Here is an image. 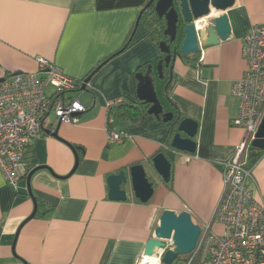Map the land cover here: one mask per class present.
Returning <instances> with one entry per match:
<instances>
[{
  "label": "crops",
  "instance_id": "0c3cea01",
  "mask_svg": "<svg viewBox=\"0 0 264 264\" xmlns=\"http://www.w3.org/2000/svg\"><path fill=\"white\" fill-rule=\"evenodd\" d=\"M150 1L0 0V80L37 73L39 57L79 80L104 63L84 89L72 95L82 100L86 112L76 125L61 124L59 129L61 139L80 148L76 171L71 174L76 156L68 144L44 132L56 130L54 117L23 151L18 188L0 168V264H138L165 210L188 211L199 225L212 221L223 191L221 163L235 155L244 139V130L231 122L238 110L231 87L246 75L243 41L253 27H264V0H236L226 12L213 10L211 19L227 16L231 39L205 46L189 62L177 59L167 97L168 76L156 78L165 111L198 122L195 155L172 149L169 125L154 115L135 128L116 122L128 137L108 144V103L139 102L138 69L153 63L156 70L162 56L147 28L139 25L131 45L113 57ZM205 24L214 25L212 20ZM161 152L173 161L171 188L151 163ZM140 164L154 183L150 201L142 203L130 187L126 201L110 200L107 178ZM40 166L48 168L32 176L38 211L29 220L35 205L27 178ZM251 168L249 187L264 205V153ZM213 231L220 234L223 227L215 224Z\"/></svg>",
  "mask_w": 264,
  "mask_h": 264
},
{
  "label": "built area",
  "instance_id": "2783aa9c",
  "mask_svg": "<svg viewBox=\"0 0 264 264\" xmlns=\"http://www.w3.org/2000/svg\"><path fill=\"white\" fill-rule=\"evenodd\" d=\"M242 52L247 71L231 87L238 103L231 122L244 130V139L235 155L221 163L222 195L212 221L201 225L199 242L186 264H264V205L249 187L253 180L249 155L264 118V27H253L244 38ZM37 61V73L13 74L0 82V168L15 188L24 174L21 155L40 138L49 118L76 125L87 110L72 96L82 85L84 89V80L68 76L47 59ZM113 104L108 103L107 109ZM115 123L108 115V144L122 143L128 137ZM215 224L223 227L222 233L213 231ZM164 253L165 249L157 250L151 257L156 256L161 264ZM144 260L145 256L138 264H149Z\"/></svg>",
  "mask_w": 264,
  "mask_h": 264
},
{
  "label": "water",
  "instance_id": "95a60500",
  "mask_svg": "<svg viewBox=\"0 0 264 264\" xmlns=\"http://www.w3.org/2000/svg\"><path fill=\"white\" fill-rule=\"evenodd\" d=\"M236 0H151L143 10L148 9L155 4V11L161 19L166 20V36L168 42H161L159 49L166 57L158 62L156 70L153 65H149L145 73H138V98L140 101L150 105L149 114L159 119V115H164V123L171 122L174 114L165 113L164 106L159 99L155 81L157 76L164 79L163 69H170L169 82L171 83L172 71L177 59H188L191 56L202 54L205 46L219 45L231 39V29L226 15H220L214 19L209 18L213 10L216 12H226L232 8ZM142 10V11H143ZM142 11L137 19L135 31L131 40L134 39L137 28L140 25ZM209 18V19H205ZM212 20L214 25L208 26L206 22ZM198 23H204L203 29H198ZM202 24V25H204ZM180 38V49L172 48V45ZM19 74V73H16ZM91 76L85 80V85L90 81ZM4 79L0 80L2 82ZM167 89V87H165ZM61 123L54 132L45 131L48 135L65 142L72 149L76 156L74 173L79 165L80 148L74 147L64 141L59 136ZM173 137L171 148L181 153L195 155L197 152V143L195 138L198 133V122L192 118H185L178 124L174 123L171 127ZM256 150L264 151V118L252 144ZM153 169L160 176L164 183L168 184L172 176V163L169 157L161 152L151 160ZM48 168L40 166L30 172L27 178L28 193L33 199L35 209L32 213V219L37 215L38 203L33 195L31 188V179L34 173L40 169ZM109 187V199L112 201H126L128 199L127 189L130 187L136 198L142 203H147L154 195V183L148 176L145 165H135L130 168L129 172L121 170L117 174L110 175L107 178ZM201 225L194 222L188 211L177 214L174 211L165 210L159 217L153 231L151 239L145 249V256H153L157 250L165 249L161 259V264H174L179 258H185L191 255L199 242L201 236ZM168 243L171 247L168 248ZM188 258V257H187Z\"/></svg>",
  "mask_w": 264,
  "mask_h": 264
},
{
  "label": "trees",
  "instance_id": "16d2710c",
  "mask_svg": "<svg viewBox=\"0 0 264 264\" xmlns=\"http://www.w3.org/2000/svg\"><path fill=\"white\" fill-rule=\"evenodd\" d=\"M140 25H143L144 27L147 28V30L149 31L148 33V37L151 41L157 43L158 46H160L161 42H168L169 41V37L166 36L165 31H166V20L165 19H161L156 11H155V4H153L151 7H149L148 9H145L142 11V16L140 19ZM136 27V25H135ZM135 29L132 31L131 35L129 36L128 40L126 41V43L124 44L123 48L118 51L116 54L113 55L117 56L118 54L122 53L125 49L128 48V46L131 45L132 41V35L134 33ZM181 40L182 38H180L177 42H175L172 45V48H177V50L180 49L181 46ZM162 53V52H161ZM194 56H198V55H194ZM194 56H191L188 59H183L184 62H189L190 60H192V58ZM166 57L165 53H162L161 59L159 60V62L161 60H163ZM107 62V61H106ZM105 62V63H106ZM104 63H102L101 65H99L95 71H93L90 76H93V74L95 72H97L96 70L100 69L102 67ZM149 65H153V63H149L144 65L142 68L138 69V73H145L148 69ZM163 73L165 78L168 76H170V69L169 68H164L163 69ZM136 74V75H137ZM86 79H84L85 82ZM169 82V80H168ZM167 82V84H168ZM167 89H165L164 91V95L165 97H167V92H168V88L169 85H166ZM83 88V85L78 89V91H81ZM114 104L111 105L108 109V114L112 117L115 118L116 122H120V123H125L127 124L130 128H135L140 126L144 120L147 118V116H149V108L150 105L139 101V102H133L129 99H122L120 101H115L113 102ZM167 111H165L166 113ZM174 114V119L171 122H168L167 124L170 127V139H172L173 137V130L171 129V127L173 126L174 123H179L181 120L187 118L184 117V115H182L181 113H175ZM160 120H164V115H159L158 116ZM264 153V151H260V150H256L254 148H251L250 151V155H249V164L250 166H252L258 159L259 157ZM172 163V176H173V161L171 160ZM172 176H171V181L167 184L170 188L172 187ZM40 206V204H39Z\"/></svg>",
  "mask_w": 264,
  "mask_h": 264
},
{
  "label": "bare ground",
  "instance_id": "6f19581e",
  "mask_svg": "<svg viewBox=\"0 0 264 264\" xmlns=\"http://www.w3.org/2000/svg\"><path fill=\"white\" fill-rule=\"evenodd\" d=\"M204 23H198V29H202L203 26L205 25H202ZM145 263H149V264H160L159 263V260L157 259L156 256L154 257H149V256H145V260H144Z\"/></svg>",
  "mask_w": 264,
  "mask_h": 264
},
{
  "label": "rangeland",
  "instance_id": "374dc122",
  "mask_svg": "<svg viewBox=\"0 0 264 264\" xmlns=\"http://www.w3.org/2000/svg\"><path fill=\"white\" fill-rule=\"evenodd\" d=\"M76 94H78L77 92L73 93L74 96H76ZM82 101V100H81ZM188 257V256H187ZM187 257H186V260H187ZM185 258H179L174 264H185Z\"/></svg>",
  "mask_w": 264,
  "mask_h": 264
}]
</instances>
